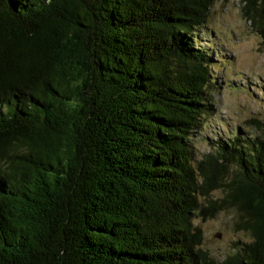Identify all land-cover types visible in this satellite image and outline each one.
Listing matches in <instances>:
<instances>
[{
	"label": "trees",
	"instance_id": "obj_1",
	"mask_svg": "<svg viewBox=\"0 0 264 264\" xmlns=\"http://www.w3.org/2000/svg\"><path fill=\"white\" fill-rule=\"evenodd\" d=\"M213 1L0 0V264H264V122L193 146ZM226 208L251 238L218 260L193 221Z\"/></svg>",
	"mask_w": 264,
	"mask_h": 264
},
{
	"label": "rangeland",
	"instance_id": "obj_2",
	"mask_svg": "<svg viewBox=\"0 0 264 264\" xmlns=\"http://www.w3.org/2000/svg\"><path fill=\"white\" fill-rule=\"evenodd\" d=\"M200 33L201 45L215 52L211 74L216 77L213 111L204 118L202 128L194 137L195 154L210 150L207 140L229 135L257 134L252 119L264 122V44L240 15L238 0H214ZM217 58V59H216ZM215 190L211 198L221 197ZM202 230L201 247L220 260L234 251L237 242H247L251 236L239 225L233 208L218 211L213 217L195 218Z\"/></svg>",
	"mask_w": 264,
	"mask_h": 264
}]
</instances>
